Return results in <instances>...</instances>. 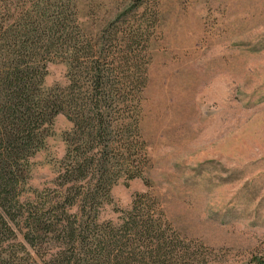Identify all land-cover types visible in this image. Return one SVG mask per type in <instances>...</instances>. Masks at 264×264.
<instances>
[{
	"label": "trees",
	"instance_id": "1",
	"mask_svg": "<svg viewBox=\"0 0 264 264\" xmlns=\"http://www.w3.org/2000/svg\"><path fill=\"white\" fill-rule=\"evenodd\" d=\"M77 1L0 0V264H222L171 230L148 190L133 193L118 223L99 222L117 183H149L146 19L131 4L92 31ZM53 61L68 66L67 87L44 88ZM58 114L71 127L57 174L31 188L32 159Z\"/></svg>",
	"mask_w": 264,
	"mask_h": 264
},
{
	"label": "rangeland",
	"instance_id": "2",
	"mask_svg": "<svg viewBox=\"0 0 264 264\" xmlns=\"http://www.w3.org/2000/svg\"><path fill=\"white\" fill-rule=\"evenodd\" d=\"M138 3L149 54L141 102L149 183L120 181L102 211L118 221L130 206L120 203L148 190L171 230L222 264H255L264 257V0L77 1L92 31ZM61 63H48L45 78ZM70 127L55 117L32 159L31 188L51 185Z\"/></svg>",
	"mask_w": 264,
	"mask_h": 264
},
{
	"label": "clouds",
	"instance_id": "3",
	"mask_svg": "<svg viewBox=\"0 0 264 264\" xmlns=\"http://www.w3.org/2000/svg\"><path fill=\"white\" fill-rule=\"evenodd\" d=\"M53 67V65L50 64V68ZM61 71L55 73V75H49L45 78L44 85L47 88L55 87L56 85H59L60 87H67L70 84V80L68 79L67 73H68V66L66 64L61 63L59 65ZM130 205V200L126 202L120 203V207H127ZM110 212V210H109ZM118 214L116 213H110L105 214L103 211L101 212L100 220L99 222H104L105 220H112L113 223H118L117 221Z\"/></svg>",
	"mask_w": 264,
	"mask_h": 264
}]
</instances>
